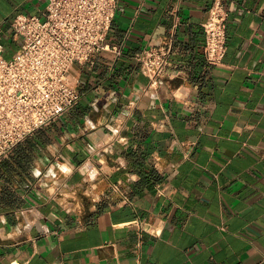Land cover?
Instances as JSON below:
<instances>
[{"label":"crops","instance_id":"obj_1","mask_svg":"<svg viewBox=\"0 0 264 264\" xmlns=\"http://www.w3.org/2000/svg\"><path fill=\"white\" fill-rule=\"evenodd\" d=\"M211 3L117 0L79 102L0 163V264H264V0H223L219 64ZM45 4L0 0L1 43ZM168 40L149 87L136 57Z\"/></svg>","mask_w":264,"mask_h":264},{"label":"built area","instance_id":"obj_2","mask_svg":"<svg viewBox=\"0 0 264 264\" xmlns=\"http://www.w3.org/2000/svg\"><path fill=\"white\" fill-rule=\"evenodd\" d=\"M116 3L46 0L42 18L22 14L11 18L9 33L16 49L9 57L0 37V162L79 102L75 66L92 65L94 56L108 49L106 37ZM226 19L223 0H212L202 24L203 53L212 63L219 64L225 55ZM172 49L168 40L137 55L149 87L158 83Z\"/></svg>","mask_w":264,"mask_h":264},{"label":"rangeland","instance_id":"obj_3","mask_svg":"<svg viewBox=\"0 0 264 264\" xmlns=\"http://www.w3.org/2000/svg\"><path fill=\"white\" fill-rule=\"evenodd\" d=\"M5 43H6V44H5V47H6V50H7V52L5 53V57H9L11 51H13V50L15 49V46H14V44L12 43V41H11L10 38L7 39V40L5 41Z\"/></svg>","mask_w":264,"mask_h":264},{"label":"trees","instance_id":"obj_4","mask_svg":"<svg viewBox=\"0 0 264 264\" xmlns=\"http://www.w3.org/2000/svg\"><path fill=\"white\" fill-rule=\"evenodd\" d=\"M1 162H2V161H1ZM1 162H0V163H1Z\"/></svg>","mask_w":264,"mask_h":264}]
</instances>
